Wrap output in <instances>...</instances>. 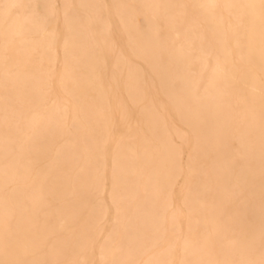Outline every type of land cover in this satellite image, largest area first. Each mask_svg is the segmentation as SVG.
Wrapping results in <instances>:
<instances>
[{
  "label": "bare ground",
  "instance_id": "1",
  "mask_svg": "<svg viewBox=\"0 0 264 264\" xmlns=\"http://www.w3.org/2000/svg\"><path fill=\"white\" fill-rule=\"evenodd\" d=\"M0 264H264V0H0Z\"/></svg>",
  "mask_w": 264,
  "mask_h": 264
}]
</instances>
